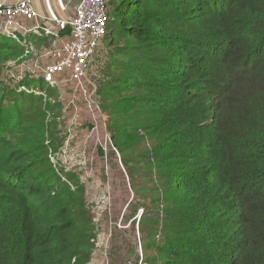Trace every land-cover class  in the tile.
<instances>
[{
    "label": "trees",
    "instance_id": "1",
    "mask_svg": "<svg viewBox=\"0 0 264 264\" xmlns=\"http://www.w3.org/2000/svg\"><path fill=\"white\" fill-rule=\"evenodd\" d=\"M106 5L107 33L88 71V77L101 72L102 80L94 79L91 96L113 106L116 120L134 122L137 136L122 124L112 133L109 117L110 146L123 142L133 152L140 133L152 140L147 172L156 177V195L147 201L140 182L138 199L130 203L132 210L148 207L139 221L143 247L154 252L147 263L264 264V0ZM55 35L69 37L70 28L42 41ZM106 46L113 53L99 68ZM88 86L57 84L63 95L47 108L29 110L36 100L0 101V264L88 263L95 229L84 186L68 165L59 171L49 163L43 142L49 130L41 121L57 106L71 109L78 95L85 112L74 119L85 126L90 118L104 147L97 108L87 104ZM61 143L57 139L53 148ZM134 160L124 156L122 163L133 186Z\"/></svg>",
    "mask_w": 264,
    "mask_h": 264
},
{
    "label": "rangeland",
    "instance_id": "2",
    "mask_svg": "<svg viewBox=\"0 0 264 264\" xmlns=\"http://www.w3.org/2000/svg\"><path fill=\"white\" fill-rule=\"evenodd\" d=\"M50 1L33 0L35 10L43 14H48L43 11H49L51 15L56 13L64 19L73 18L78 0ZM19 25L22 29H29L36 24L29 25L20 22ZM2 39H9L7 41L9 46L0 49V101L4 100L11 105L19 103L27 105L36 100V104L30 105L29 110H32L33 107H39V104L41 107L47 108L48 105L59 100L63 95V90L45 89L41 80V68H39L44 65L39 66L38 64L42 58L44 59L42 55L52 47L53 42H43L42 37L32 38L31 33L24 35L23 31L19 34L11 32L9 37L0 34V41ZM106 48L104 61L101 60L96 64L99 68H102V63L109 59L113 53L112 50H108L107 46ZM96 75L98 77L89 73L92 81L89 80L88 83L84 81L87 86L90 85L88 89L92 86L91 83L94 79L101 83V72ZM76 88L77 86L74 87V89ZM78 89H80L79 86ZM91 89L93 90L92 87ZM114 100L117 102L116 99ZM82 102L77 95L76 102L71 109L63 110L57 106L55 109L49 110L41 121L45 125L44 130H49V132H44L43 136L44 145L48 146L46 155L48 154L49 163L57 170L60 169L59 165H68L67 171L77 173L80 176L78 182L84 186L83 194L85 193L87 208L91 211L95 229L93 237L89 241L91 248L87 264H122L124 261H133L137 264L140 258L147 263L146 259H151L154 252L143 247L144 239L139 221L148 207L144 206L143 209L142 206H135L132 210L130 203L132 204L138 199L140 190L146 189L145 191L149 193V197L145 198L148 199L147 201L156 195V177L154 173L150 175L147 172L151 167L152 159H148L146 153L152 145V140L140 133L139 140L134 143L135 150L133 152H130L131 147L123 142H119L118 144L121 145L116 147L112 143L110 146L111 128L105 127L110 118L108 126H113L112 133L116 131L117 125L121 127V124L132 135L137 136V133L132 120L133 126L124 120L122 122L119 116L116 120L113 113L112 116L109 113V109L113 111V106L108 108L109 106H105L98 98V101L95 99L98 107L96 112L99 118L103 117L99 121L102 130L98 131V136L103 137V141L106 142L103 144L104 147H101L94 138L95 134L92 131L95 126H92L94 124L92 120L87 118L84 122L85 126H80L74 119L77 115H80L78 118L84 116L85 105ZM127 115L131 114L120 116L124 118ZM96 122H98L97 119ZM57 139H60L62 143L55 150L53 145L55 146ZM138 152L143 155L141 159L137 156ZM50 156L54 162L50 160ZM124 156L135 159L130 162L133 174H137L135 186L131 184V181L129 182L131 177L122 164ZM65 179L67 178L62 179V182L66 181ZM140 182L145 184H141L139 187ZM69 184L73 185L71 182ZM137 186L140 190H134V187L138 189ZM158 216H161L160 211Z\"/></svg>",
    "mask_w": 264,
    "mask_h": 264
},
{
    "label": "built area",
    "instance_id": "3",
    "mask_svg": "<svg viewBox=\"0 0 264 264\" xmlns=\"http://www.w3.org/2000/svg\"><path fill=\"white\" fill-rule=\"evenodd\" d=\"M107 21L106 0H78L71 19L45 18L35 10L33 0H16L12 4L8 0H0V34L2 36L9 37L11 32L19 34L23 31L24 35L31 33L32 38L46 37L54 35L58 29L70 28V36L64 43L47 50L42 55L48 63L42 68L39 67L42 72L41 77L52 88L66 80L79 84L84 81L90 82L88 71L91 63L99 55L107 33ZM20 22L36 25L29 29H22ZM65 72L69 74L68 79H56V75ZM92 93L94 92L88 95V99L96 104L92 99ZM50 160L54 161L52 157ZM122 264L136 263L124 261ZM137 264L147 263L140 258Z\"/></svg>",
    "mask_w": 264,
    "mask_h": 264
},
{
    "label": "crops",
    "instance_id": "4",
    "mask_svg": "<svg viewBox=\"0 0 264 264\" xmlns=\"http://www.w3.org/2000/svg\"><path fill=\"white\" fill-rule=\"evenodd\" d=\"M50 1V0H49ZM8 2L10 3V4H12V3H14V2H16V0H8ZM50 3H52V1H50ZM49 8H51V6H49ZM49 8H46V9H49ZM37 9H39V8H37ZM39 10H42V9H39ZM43 12H45V13H48V14H43V13H40V12H38L41 16H43V17H45V18H48V17H51V18H53V17H55V18H62V16L61 15H57L56 13H55V15H51L50 13L51 12H49V11H43ZM43 39V38H42ZM68 39V35L67 36H56L55 35V38H53V40H52V42H53V44H52V46H59V45H61L62 43H64L66 40ZM45 58V57H44ZM48 62H47V59L45 58V59H43L42 58V60H41V62H39L38 64H39V66L42 64V65H46ZM44 66H40L41 68L42 67H44ZM90 81H92L91 79H90ZM93 82H95L94 80H93ZM92 84H94L95 85V83H92ZM94 85H92V88H93V90L91 91V92H95V90H96V85L94 86ZM89 100V99H88ZM87 104H91V105H94V103L93 102H91V101H89V103H87ZM96 105V104H95ZM94 105V106H95ZM89 108H90V106H89ZM96 108L98 109V107H97V105H96ZM103 119V117H101L100 116V119Z\"/></svg>",
    "mask_w": 264,
    "mask_h": 264
}]
</instances>
